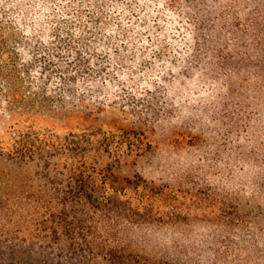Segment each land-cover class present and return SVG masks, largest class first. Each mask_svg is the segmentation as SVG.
<instances>
[{
  "label": "rangeland",
  "instance_id": "374dc122",
  "mask_svg": "<svg viewBox=\"0 0 264 264\" xmlns=\"http://www.w3.org/2000/svg\"><path fill=\"white\" fill-rule=\"evenodd\" d=\"M119 2L104 15L108 20L92 18L89 22L81 11L60 22L57 30L27 28L20 32L15 23L0 21L7 49L17 51L23 64L21 87L12 101L0 96V142L6 140L8 126L14 122L49 138L69 131L89 134L92 147L84 154L52 159L55 170L45 171L52 187L62 182L60 175L52 177L55 171L85 159L88 165H108L109 183L116 188L139 178L151 186L187 191L183 204L199 205L200 209L190 211L185 226L179 223L159 231L157 239L150 241V249L143 242L134 247L132 251L142 255L141 261L146 258L142 264H157L165 254L163 249L168 248L196 249L197 254L203 253L201 260L209 254V260L200 264H264V228L259 231L256 227L253 233L246 230L243 211L236 215L235 224L231 206L236 200H250L249 196L260 189L253 157L263 151L264 121L255 122L254 112L261 113L264 120V68L236 63L238 68L233 69L234 62L226 64L217 57L206 64L175 69L172 75L160 72L162 60L158 61L159 54L154 51L161 48L163 52L162 47L175 43L179 33L164 24L167 18L150 10L138 16L125 14ZM252 5L247 8L249 15H253ZM66 50H71L68 57ZM56 51H63L60 58L52 57ZM163 61L165 67L172 66L171 59ZM151 82L165 88L157 119L139 117L124 105L129 91L138 93ZM124 132H139V144L148 143V147L139 154L118 157L100 151V138ZM39 163L0 155V206L16 208L15 224L0 217V236L56 238L45 247H40L36 238L21 244L22 249L12 247L25 264H40L44 255L53 264H97L86 255L80 257L79 252L67 250L65 235L71 232L81 242L85 234L104 230L91 227L86 205L77 207L76 213L75 209L55 213V209L44 207L51 186L43 179ZM259 224L264 225L263 218ZM178 237H183L185 244L178 245ZM53 242L57 248L51 246ZM0 248L9 252L6 244ZM217 249L225 252L224 262L215 254Z\"/></svg>",
  "mask_w": 264,
  "mask_h": 264
},
{
  "label": "trees",
  "instance_id": "16d2710c",
  "mask_svg": "<svg viewBox=\"0 0 264 264\" xmlns=\"http://www.w3.org/2000/svg\"><path fill=\"white\" fill-rule=\"evenodd\" d=\"M116 1H120L118 5H123L125 14L138 16L139 13L148 14L150 10L157 16L167 18L164 24L179 33L180 38L175 43L162 47L165 48L163 52H160L161 48L154 51V54H159L158 61L162 60L160 72L165 70L172 75L175 69L183 70L201 63L206 64L216 60L217 57L226 64L234 62L233 69L238 68L236 63L247 65L248 68L251 66L253 69L264 68V20L257 21L264 19V1L254 4L242 3L241 0H0V21L7 24L15 23V28L20 29V32L27 28L41 31L58 29L60 22H65L81 11L88 16L89 22L92 18L98 21L108 20L104 15L117 6ZM250 5L254 6L253 15L247 12ZM127 22L130 23V19ZM1 28L4 27H0V30ZM175 32L171 33L175 35ZM54 34L53 36L58 38L57 34ZM10 37L15 39L13 34ZM15 42H18V37ZM167 46L169 48H166ZM62 52L56 51L52 57L60 58ZM70 54L71 50H68L66 57ZM237 57L241 58L237 59L239 62L235 60ZM163 58L171 59L172 66L165 67ZM19 59V53L8 50L6 40L3 34H0V96L6 97L8 102L12 101L21 87L19 72L23 64ZM164 89L163 84L151 82L145 85L142 91L138 93L129 91L126 99H121L137 116L157 119L162 112ZM262 116L255 110V122L264 121ZM138 133L124 132L117 137L100 138L99 149L114 153L116 157L121 154H139L149 144L140 145L141 138ZM7 135L6 140L0 142V155L3 154L12 160L40 162L43 179L51 186L44 205L46 209H55V213H61L62 209H69V212L75 209L76 213L79 210L77 207L88 206L92 216L91 227L104 231L92 235L85 234L81 237V242L71 232L66 233L67 250L73 249L79 252L80 257L86 255L88 260L97 261V264H142L146 258L141 261L139 257L141 254L132 251L134 247L143 242L149 248L150 241L157 239L156 235L159 231L175 227L179 223L185 226L186 220L192 215L190 211L200 209L199 205L183 204L187 191L173 190L166 185L151 186L139 178L126 181L125 185L116 188L109 183L108 165L100 167L88 165L85 159L75 166H63L59 171H55L57 173L52 177L55 174L60 175L62 182H56L60 185L52 187L50 177L45 172L55 170V167H52V159L84 154L86 149L92 147L90 135L69 131L62 136L49 138L43 132L25 129L16 122L8 126ZM260 145L262 154L253 157V172L259 181V192L249 196L250 200H236V203L231 205L234 207L235 224H237L236 215L243 211L247 216L245 219L247 223L243 227L252 233L256 227L259 231L264 228L263 224H259L262 218L264 219V144L260 142ZM47 204L50 206L48 207ZM15 213L16 208L12 205L0 206V217H3L6 223L15 224ZM225 237L228 239L227 235ZM33 238L40 240L42 245L40 247L47 246L46 242L56 241L53 236L47 238L0 236V245L6 244L9 249L8 252L0 248V264H25L23 258L15 255L16 252L12 247L22 249L21 244H26ZM176 240L178 245L185 244L183 237H178ZM136 241H138L137 245ZM258 242L261 244L263 241L258 239ZM51 246L57 248L55 242ZM163 250H166L163 259L158 258L157 264H200L207 262L210 257L205 253L201 260L203 253L197 254L196 249ZM216 251L215 254L219 256L218 258L224 259V262L225 252L220 249ZM212 256L215 257L214 254ZM40 260V264H53L48 262V257L45 255Z\"/></svg>",
  "mask_w": 264,
  "mask_h": 264
}]
</instances>
